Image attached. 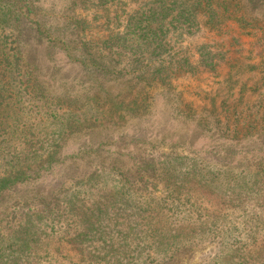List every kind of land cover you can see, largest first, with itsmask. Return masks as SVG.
<instances>
[{
  "label": "trees",
  "instance_id": "16d2710c",
  "mask_svg": "<svg viewBox=\"0 0 264 264\" xmlns=\"http://www.w3.org/2000/svg\"><path fill=\"white\" fill-rule=\"evenodd\" d=\"M21 1L26 0H0L2 29L16 25L15 22L19 23L20 16L17 14L22 12ZM68 1L70 7L72 6L71 10L75 11L84 1L92 4L94 9L105 10L109 3L116 0ZM134 1L137 6L130 10L125 19L116 16V24H113L112 18L107 17L106 39L94 45L82 39L84 31L89 27H86L87 23L72 14L64 20V26L58 31L52 30L54 26L43 18L36 22L40 34L47 35L51 48L57 41L63 46L59 48L66 47L68 50V46L73 47L74 54L78 53L81 58L95 66L96 74L107 82L112 78L126 82L125 88L117 96L104 87H98V92L86 93V99L106 116L102 119L86 112H78L79 109L75 106L81 103L83 98L65 100L60 92L54 93L44 82V77L38 73L34 61L23 59L22 49L18 51L6 46L8 43L0 44V199L4 193L16 186L36 179L42 172L48 171L57 162L63 143L80 134L83 126H89L92 131L100 127L109 130L113 127H110L111 124L118 125L121 121L127 123L139 117L141 110L150 106L147 94L154 84L170 85L174 74L195 75L200 72L199 66L215 74L219 62L225 60V54L213 52L207 45L199 49L198 64L191 61L193 56L190 50L172 54L174 46L185 36H193L202 28L210 31L221 30L228 24L236 25L247 34L264 33V0ZM111 23L113 28H110ZM0 38L2 41H9L8 36ZM250 67L257 68L255 65ZM258 68L260 69L259 66ZM236 75L241 77L242 73L237 70ZM191 115L187 113L186 118L195 120L197 126L205 129L201 131L206 134L208 129L203 121L204 117H190ZM217 117L216 114L215 118ZM93 118L95 119L92 120ZM217 123L210 126L215 133H218L216 126L221 120ZM194 158V163L186 165L182 157L160 160L139 156L133 159L132 165H115L107 168L108 171L101 170L106 174H113L118 170L125 171V177L123 175L119 184L121 191L108 190L106 194L100 193L94 200L74 197L63 204L66 208L62 212L50 208V205L60 206L59 200L53 198L49 201L47 197L45 200L50 204L47 203L48 205L37 211H23L24 208H21L18 222L0 238V250L12 256L7 264H30L36 257L43 259L42 254L33 257L39 242L42 238H49L48 229L51 226L64 224L66 221L74 230V233H69L67 243L78 252L77 261L73 264L122 262L121 258L125 259L127 254L132 252L127 244L132 246L134 237L142 235L151 246L156 244L154 239H166L167 246H175V253L184 249L188 242L222 237L225 239L223 244L227 246L222 254L223 261H212L209 264H264V215L260 213L261 208L258 211L252 210L253 215L258 217L254 218V221L258 219L256 223L249 222L243 229L240 228L241 224L227 225L225 231L224 224L217 225L220 222L219 215L223 211V207L218 204L212 215L216 222H212L201 191H208L214 183L209 177V172H205V168H201L196 162L197 158ZM158 173L165 178L166 187H175L174 192L178 199L185 196L191 201L193 190L197 191L196 204L191 206L197 208L199 214H196L190 223L183 222L176 226L174 234L168 232L160 223L159 216L162 214L159 206L152 204H157V200L153 196H147L143 186L136 188L138 183L147 188L150 179L157 177ZM231 173L227 177L228 182H222L220 178L217 183L219 188L228 185L229 201L234 204L233 207L224 206V212L232 210L234 213L235 208L241 206L245 199L241 193L254 194V186L239 192L238 188L243 186V183L235 180L237 183L231 187L229 180L235 177ZM105 177L107 175L103 178ZM85 179L87 186L104 184L97 175ZM129 185L130 188H125ZM252 198L253 196L249 200ZM191 206L189 208L192 210ZM118 226L122 229L116 230ZM234 230L244 232L246 238H232ZM115 236L127 243L121 246L123 250L119 256H116L118 249H114L113 245ZM230 237L232 242L228 243ZM97 246L104 250L98 251ZM12 247L16 248L12 252L8 251V248ZM172 258L174 255L171 260ZM220 258L221 255L218 260Z\"/></svg>",
  "mask_w": 264,
  "mask_h": 264
},
{
  "label": "rangeland",
  "instance_id": "374dc122",
  "mask_svg": "<svg viewBox=\"0 0 264 264\" xmlns=\"http://www.w3.org/2000/svg\"><path fill=\"white\" fill-rule=\"evenodd\" d=\"M22 4V12L17 14L20 16L19 23L15 22L16 25L4 29L0 26V36L9 37V41H2L0 38V44L8 43L6 46L18 51L22 49L23 59L34 61L38 73L40 72L44 82L54 93L60 92L65 100L83 98L75 106L79 109L78 112H86L99 119L106 117L97 110V106L86 99V93H95L98 92V87H104L117 96L125 88L126 82L119 78H112L107 82L96 74L95 66L81 58L78 53L74 54L73 47L68 46V50L66 47L59 48L63 46L57 41L54 43L55 49L51 48L47 35L40 34L36 22L43 18L54 26L52 30L58 31L64 26V20L72 14L87 23L86 27H89L84 31L82 39L94 45L106 39L108 16L116 24L115 17L125 19L130 10L136 8L137 3L134 0H116L109 3L105 10H101L94 9L92 4L84 1L75 11L71 10L68 0H26L21 1L20 5ZM113 24L111 23L110 28H113ZM204 45L209 46L213 52L225 54V60L219 62L215 74L199 66L200 72L195 75L177 73L170 79V85L154 84L147 94L150 106L141 110L139 117L127 123L121 121L118 125L111 124L110 127H113L109 130L100 127L92 131L89 126H83L80 134L63 143L57 162L48 171L4 193L0 199V238L18 222L21 208H24L23 211H37L48 205L46 197L49 201L57 198L60 206L50 205V208L62 212L66 208L63 204L74 197L94 200L100 193L106 194L108 190L121 191L119 184L123 175L125 177V171L118 170L113 174H106L104 171L115 165H132L133 159L139 156L160 160L182 157L186 165L194 163L196 157V162L201 168H205V172H209L214 183L208 191H201L212 222H216L212 215L220 204L223 211L217 225L224 224L225 231L227 225L241 224L240 228L243 229L249 222L256 223L258 219L254 221V218L258 217L253 215L252 210L258 211L261 208L260 213L264 215V33L247 34L234 24H228L217 31L202 28L193 36H185L174 46L172 54L190 50L193 56L191 61L198 64L199 49ZM252 65L257 68L251 69ZM237 70L242 73L241 77L236 75ZM129 91L131 92L130 88ZM187 113L192 114L190 117H204L203 121L208 129L206 134L201 131L205 129L197 126L195 120L186 118ZM218 120H221L216 126L219 134L210 127L211 124H218ZM230 173L235 176L229 180L231 187L237 183L235 180L243 183L238 188L239 192L254 186V194L241 193L245 199L241 206L235 208L234 213L232 210L224 212V206L228 208V205L233 207L234 204L229 201L228 185L219 188L217 183L220 178L222 182H228ZM91 175L100 176L101 179L105 175L107 177L102 179L103 185L87 186L85 178ZM165 182V178L158 173L157 177L150 179L147 188L141 183L136 188L143 186L146 195L157 200V204H152L159 206L162 214L159 221L168 232L174 234L176 226L183 222L190 223L199 214V210L191 206L196 204L197 191L193 190L191 201L185 196L178 199L174 192L175 187L169 189L164 185ZM125 188H130V185ZM72 229L67 221L51 226L48 229L49 238H42L33 256L42 254L44 258L39 260L36 257L30 264L76 262L78 252L67 243L69 233H74ZM119 229L122 227L116 228ZM231 235L237 240L246 238L244 232L237 230L232 231ZM224 241L222 237L196 240L188 242L184 249L175 253V246H167L166 239H154L156 244L151 246L142 235L134 237L133 245L130 246L115 236L113 245L114 249H118L116 256L122 252L123 244H127L132 252L125 259L122 257V262L112 264L222 263V254L227 247L223 244ZM227 241L231 243V237ZM1 246L0 242V248ZM97 247L98 251L104 250ZM15 248H8V251L12 252ZM11 258V254L0 250V264H7Z\"/></svg>",
  "mask_w": 264,
  "mask_h": 264
}]
</instances>
